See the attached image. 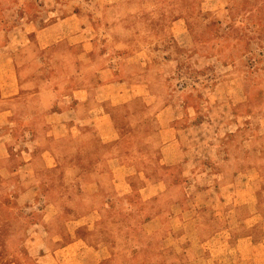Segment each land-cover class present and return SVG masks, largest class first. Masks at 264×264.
Returning a JSON list of instances; mask_svg holds the SVG:
<instances>
[{"label": "crops", "instance_id": "0c3cea01", "mask_svg": "<svg viewBox=\"0 0 264 264\" xmlns=\"http://www.w3.org/2000/svg\"><path fill=\"white\" fill-rule=\"evenodd\" d=\"M98 1L104 8L120 6L122 3L121 0ZM28 5L32 4L29 2ZM136 15L144 19L141 12L138 14L136 11ZM99 18L92 22L90 14L75 10L69 14L64 12L40 27L32 19L27 21V32L23 39L16 42L20 47L25 46L30 37L43 45L65 39L69 43L81 44L79 62L76 63V69L80 72L91 68L92 64L98 62V58L102 59L103 64L95 66L98 74L93 81L83 78L75 82L69 78L63 82L37 84L39 88L34 91L33 99L27 101L31 108L38 103L45 106V120L40 119L35 108L31 114H21L15 109V103H12L14 97L27 86L14 82L10 77L12 71L9 70L7 79L1 83V97H4L2 103L5 104L0 107V127L11 120L16 121L13 118L18 115L19 125L22 124L18 128H23L25 138L19 140L23 146L16 148L11 146L17 141L14 127L0 135V177L8 181H28L15 195L20 203L27 198H36L38 190L41 189V192L45 186L47 191L50 188L53 193H57L60 190L57 177L44 175L43 180L37 182L36 176L40 171L49 172L58 168L63 161L59 153L62 145L58 143L67 139L74 143L73 151L81 152L83 164L82 172L79 175L74 173V182L70 183L81 189V195L70 201L69 212L73 213V217L66 221L70 233L76 230L79 223L85 224L91 232L96 227V219L101 220L104 215L111 213L114 215L113 225L116 221L121 223L116 220V215L121 216V208H116L121 198L125 196L131 199L138 194L145 203L141 211L142 229L147 234L157 231L165 239L169 238L170 243L175 239L176 256L163 264H172L174 260L176 264H264V176L258 162L249 159L250 150L241 145L243 154L235 158L228 141L231 129L211 125L215 139L212 137V140H208L205 134H208L207 125L210 123L199 116L193 105L191 110L179 111L177 102L170 99L165 100L154 115H141L140 122L134 124L132 130L123 132L110 109L111 105L130 106L140 98L146 106L151 107L160 97L150 80L132 70L133 63H139L141 68L144 66L141 72L151 70L148 58L140 59L149 56L152 49L133 44L105 49L102 46L104 39H117L122 35L98 34L93 23H97ZM173 25L185 29L180 18L173 21ZM47 29L53 31L49 37L45 34ZM32 30L34 33L30 32ZM95 36L99 38L98 44L90 42L85 46V39L91 40ZM148 36L147 29L143 33L134 34L137 40ZM0 46V49H7L9 53L15 43L6 38ZM111 55L115 58L110 59ZM0 56V61L4 63V57ZM117 56H129L133 60L126 62ZM227 86L231 89L238 87ZM47 92L52 93L53 97L43 99V93ZM189 97L181 94L179 101L183 103L182 107L187 101L195 102ZM233 101L231 95L225 94L220 102L231 105ZM84 102L89 103L90 108L85 107L80 113L79 104L82 106ZM148 116L156 125L151 133L145 128L149 122ZM218 117L221 119L223 116L219 114ZM224 119L223 123L227 126L231 121L226 117ZM133 134L149 137L145 138V144L141 146L135 144ZM153 134H156L159 143L156 147L157 157L152 163L149 153L152 150ZM127 135H131L132 139ZM93 137L99 140L100 147H106L104 152L100 149L101 156L98 158H90L91 151L95 150L90 145ZM12 150L18 151L17 155H20V161L14 166L9 162ZM156 163L159 171L157 175L153 169ZM79 164L71 157L67 162L71 169ZM87 190L89 197L99 200L96 204L88 201L85 193ZM133 212L132 208L127 211L130 219L137 215ZM60 214L61 202H51L43 214L45 220L39 223L44 233L50 232L54 237L53 220ZM46 217L50 221L47 222ZM44 241L48 246L47 239ZM42 245L35 239L30 241L33 248ZM77 245L78 241L73 240L60 247H66V254H69L70 247L74 249ZM93 250L109 254L105 245H99ZM49 252L55 261L54 252ZM38 254H41L40 260L42 257H46V260L50 258L43 256L40 251Z\"/></svg>", "mask_w": 264, "mask_h": 264}, {"label": "rangeland", "instance_id": "374dc122", "mask_svg": "<svg viewBox=\"0 0 264 264\" xmlns=\"http://www.w3.org/2000/svg\"><path fill=\"white\" fill-rule=\"evenodd\" d=\"M121 1L124 2L120 6L104 8L98 0H0V45L6 38L15 43V47H10L9 53L7 49H0V55L4 57V63L0 61V107L5 104L2 103L4 97H1V83L7 79L9 70L12 71L10 77L14 82L27 86L14 97L12 103H15V109L21 114H31L35 108L40 119L45 120V106L38 103L31 108L27 101L33 99L34 91L39 88L37 84L63 82L69 78L75 82L83 78L93 81L98 74L95 66L103 64L102 59L98 58V62L92 64L91 68L80 72L76 69V63L79 62L81 44L69 43L65 39L43 45L30 37L25 46L20 47L16 42L23 39L27 32L28 20L36 21L40 27L64 12L69 14L75 10L90 14L92 22L104 17L93 23L95 31L98 34L102 32L122 35L117 39H104L102 46L105 49L127 44L152 49L149 56L140 59L142 61L148 58L151 70L141 72L144 66L141 68L139 63H133L132 70L142 73L150 80L160 96L151 107L146 106L140 98L130 106L118 104L116 107L110 104L116 122L123 132L132 130V126L140 122L141 115H154L165 100H175L179 111L191 110L193 105L199 116L210 123L207 125L208 134H205V137L208 140H212V137L215 139V134L211 133V125L231 129V135L228 136L231 153L235 158H240L243 154L241 145L248 148L249 159L258 162L264 176V0H163L162 4L154 1L156 4L152 16L143 13L144 19H139L136 15L138 0ZM29 2L32 5L27 6ZM177 18L184 24V30L173 25ZM146 29L149 32L148 37H140L142 39L139 40L134 38V34L143 33ZM30 32L34 33L33 30ZM45 34L49 37L53 31L47 29ZM98 39L96 36L91 40L85 39L84 44H98ZM109 57L115 58L114 55ZM117 57L127 60L126 62L132 59L129 56ZM70 67L72 69H68ZM227 84L238 87L231 89ZM181 94L190 96L188 99H194L195 102L187 101L185 108L182 107L183 103L179 101ZM225 94L231 95L234 103L227 105L220 102ZM51 97L52 93H43V99ZM85 107L89 109V103L84 102L82 106L79 104V112ZM219 114L231 122L225 126L223 121L226 119H218ZM149 116L145 128L151 133L156 125L150 121ZM17 118L18 115L13 118L16 121L11 120L0 127V135L14 127L17 141L11 146L16 148L23 146L19 140L25 138L23 128H18L22 124L19 125ZM133 135L135 144L141 146H144L145 138L149 137ZM152 138L154 140L149 156L153 163L157 157L156 147L159 141L156 134H153ZM58 144L62 145L59 153L63 156V161L60 159L61 162L55 170L40 171L36 176L37 182H41L44 175L57 177L60 181V190L57 193H53L50 188L47 191L45 186L41 192V189L38 190L36 198H27L20 203L15 199V195L28 181H8L0 177V264H163L173 260L176 256L175 239L170 243L169 238L165 239L157 231L147 234L142 229L141 211L144 210L145 203L140 200L138 194L133 195L131 199L125 196L121 198L120 205L116 207L121 208V216L116 215V220L121 223L116 221L113 225L114 215L111 213L104 215L101 220L96 219V227L91 232L82 223L77 225L73 233L67 231L69 226L66 221L73 217V213L69 212L70 201L81 195V189L71 186L70 183L74 182V173L79 175L82 172V154L73 151L74 143L70 140L65 139ZM90 145L95 149L91 151L90 158H98L101 156L100 149L103 152L106 150V147L99 146L96 137L91 139ZM17 152L12 150L10 153L9 162L12 166L20 161ZM70 157L81 165L71 169L67 165ZM153 169L157 175V163L153 165ZM85 193L88 201L94 204L99 201L89 197L88 190ZM54 201L61 202L62 214L53 220L55 224L52 237L50 232L44 233L42 224L39 223L45 220L43 214ZM153 205L155 206L154 202ZM79 206L81 211V204ZM129 208L134 209L133 213L137 214L132 216V219L127 215ZM46 218L47 222L50 221L49 217ZM31 239L43 244L42 247L30 246ZM46 239L48 246L44 241ZM73 240H77L78 245L74 249L70 247L69 254H66V247L60 245L66 246ZM51 242L53 245L50 246ZM99 245H105L109 254L93 250ZM39 251L47 257H50L49 251L54 252L55 261L51 257L48 258L49 261L46 257L40 260ZM172 264H176L175 260Z\"/></svg>", "mask_w": 264, "mask_h": 264}, {"label": "trees", "instance_id": "16d2710c", "mask_svg": "<svg viewBox=\"0 0 264 264\" xmlns=\"http://www.w3.org/2000/svg\"><path fill=\"white\" fill-rule=\"evenodd\" d=\"M151 1V3H150ZM154 1L160 2L162 4L163 0H138L136 3L137 6V13L139 14L140 12L143 14H147L149 16H152V13L154 11V7L156 3ZM124 2V1H122ZM144 4H147V6H144ZM161 8V6H160Z\"/></svg>", "mask_w": 264, "mask_h": 264}]
</instances>
